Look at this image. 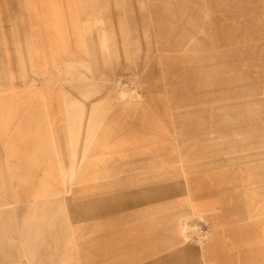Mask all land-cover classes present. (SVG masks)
Instances as JSON below:
<instances>
[{
  "label": "crops",
  "instance_id": "0c3cea01",
  "mask_svg": "<svg viewBox=\"0 0 264 264\" xmlns=\"http://www.w3.org/2000/svg\"><path fill=\"white\" fill-rule=\"evenodd\" d=\"M5 14L0 15V264L13 262L8 201L88 193L90 145L97 164L107 160L97 155L109 150L128 160L117 170L106 169L115 178L94 186V207L80 206L102 223L106 203L100 195L127 192L126 199L112 200L113 209L140 224L132 225L131 234L141 246L163 248L145 250L139 260L183 261L178 218L190 210L181 202L191 188L194 210L208 211L211 225L201 263L264 264V172L258 162L237 172L230 163L208 161L207 179L192 175L187 182L179 162L178 118L153 114L157 104H110L115 93L109 83L127 66L121 52L127 30L123 0H20L21 23ZM71 164L80 166L74 193L69 183L62 189L23 187L70 180ZM107 172L96 170L103 177Z\"/></svg>",
  "mask_w": 264,
  "mask_h": 264
},
{
  "label": "rangeland",
  "instance_id": "374dc122",
  "mask_svg": "<svg viewBox=\"0 0 264 264\" xmlns=\"http://www.w3.org/2000/svg\"><path fill=\"white\" fill-rule=\"evenodd\" d=\"M123 4L127 30L121 52L127 66L109 83L115 93L110 104L121 99L157 104L153 114L178 118L187 182L206 173L208 161H224L236 170L258 162L264 172V0H123ZM4 11L20 20V0H0V15ZM93 150L91 145L85 148L88 193H74L80 186V166L71 164L70 180L23 187L62 189L69 183L74 194L8 201L10 264H149L138 255L163 249L141 246L131 234L132 225L140 224L120 217V208L113 209L112 200L126 199L127 192L100 195L106 203L102 223L97 213L80 206L98 199L97 183L115 178L106 169L117 170L128 160L127 154L109 150L97 155L107 159L97 164ZM193 165L199 172L188 173ZM96 170L107 173L103 177ZM14 185H9L11 192L16 191ZM192 192L186 188L181 202L190 210L178 218L179 246L185 255L176 264H202L201 252L211 240L208 211L194 210ZM167 243L176 248L172 238Z\"/></svg>",
  "mask_w": 264,
  "mask_h": 264
},
{
  "label": "bare ground",
  "instance_id": "6f19581e",
  "mask_svg": "<svg viewBox=\"0 0 264 264\" xmlns=\"http://www.w3.org/2000/svg\"><path fill=\"white\" fill-rule=\"evenodd\" d=\"M14 12H15V14H17V11H16V8H15V10H14ZM21 15V14H20ZM17 16V15H16ZM15 16V17H16ZM17 20H19V16H17ZM121 101L123 102V104H125V105H127V104H131V105H133V104H136L137 102H134V101H132V100H124V99H121ZM137 104H139V103H137ZM109 127H108V129H106L105 131H104V134H106L107 132H109ZM183 157L184 156H182L181 157V159L179 160V162H181V165H182V162H183ZM195 159H199V158H195ZM195 159H193V158H191L190 159V161H192V162H194V160ZM168 164V163H167ZM194 167H189V169H188V173L191 171V169H194L195 171H197V172H199V166L198 165H193ZM206 168H207V166L205 165V170H206ZM184 170V169H183ZM202 170H204V169H202ZM239 171V169L237 170V172ZM198 175H199V177H197V179H199V180H206L207 179V171H206V173H203V174H200V173H198ZM94 204H95V202L94 203H90V204H87L86 206H91V207H94Z\"/></svg>",
  "mask_w": 264,
  "mask_h": 264
}]
</instances>
